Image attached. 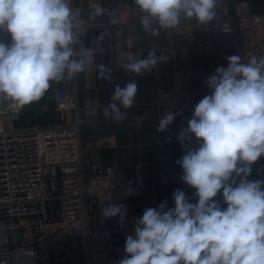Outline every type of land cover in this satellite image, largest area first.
I'll return each instance as SVG.
<instances>
[{"label": "clouds", "instance_id": "obj_1", "mask_svg": "<svg viewBox=\"0 0 264 264\" xmlns=\"http://www.w3.org/2000/svg\"><path fill=\"white\" fill-rule=\"evenodd\" d=\"M70 3L0 0V31L11 37L9 44L0 42V100L22 107L38 101L51 82L85 70L87 53L74 58L77 32ZM133 3L143 13V31L158 36L161 30L176 28L182 18L207 24L216 16L217 0ZM127 60L125 70L141 74L168 57L150 52L145 58L129 55ZM227 61L226 68L219 66L207 77L210 94L194 107L187 128L178 136L182 144L191 141L192 134L198 141L197 148L185 146V154L176 161L183 170L182 182L196 190L197 202L176 189L174 208L165 200L158 208L144 210L134 222V234L126 237L125 256L115 264H264V181L247 179L251 166L264 157V57L253 56L244 63L233 55ZM99 67L100 78L110 81V70ZM137 93L135 81L116 85L104 116L125 121ZM175 116L174 112L163 116L156 130L167 131ZM143 119L136 117L137 127ZM221 191L226 208L214 199ZM103 215L118 216L123 224L126 209L109 205L103 207Z\"/></svg>", "mask_w": 264, "mask_h": 264}, {"label": "built area", "instance_id": "obj_2", "mask_svg": "<svg viewBox=\"0 0 264 264\" xmlns=\"http://www.w3.org/2000/svg\"><path fill=\"white\" fill-rule=\"evenodd\" d=\"M79 2L70 3L77 35L86 29L109 28L131 43L135 31L142 27L143 13L134 4L88 0L84 9ZM222 3L223 0H217L216 5ZM179 25L191 43L197 41L196 25L209 40L234 35L237 56L244 63L253 56L264 57V12L251 11L244 1L237 4L234 14L216 13L207 24L201 25L195 18H182ZM0 42L9 44L10 35L0 31ZM196 98L184 70L176 65L171 84L157 91V116L161 119L174 112L175 118H181L194 113ZM43 110L73 117L46 126H16L22 107L10 100H0V264H41L49 260L47 247L65 245L72 239L86 241L88 197L96 201L99 219L111 221L112 232L125 238L134 234V222L144 210L159 207L143 205L139 212L125 215L123 224L118 223V216L105 219L103 207L121 205L144 195L143 166L136 165L134 177L129 179L119 168L83 162L81 126L84 121H97L99 108L79 106L76 84L57 89L54 107ZM247 179L263 181L262 177ZM52 204L57 205V214L50 211ZM167 206L174 208L170 203Z\"/></svg>", "mask_w": 264, "mask_h": 264}, {"label": "crops", "instance_id": "obj_3", "mask_svg": "<svg viewBox=\"0 0 264 264\" xmlns=\"http://www.w3.org/2000/svg\"><path fill=\"white\" fill-rule=\"evenodd\" d=\"M244 1L251 11L264 12V0H223L216 5L215 12L234 14L239 2ZM105 4L133 3V0H103ZM81 7H88V0H80ZM197 41L189 42L184 28L178 25L174 29L161 30L158 36L145 33L143 28L135 31L131 43L119 36L115 29L83 30L77 35L74 51L79 54L86 52L89 62L83 72L77 73L71 79L67 77L60 82H51L50 88L38 100L22 106L21 122L23 125L46 126L54 121L70 120L73 114H61L44 111V107L52 109L55 103L57 89L77 85L78 104L82 108H99L98 120L84 121L81 126L82 159L101 167H115L123 170L129 179H133L135 166L141 164L146 182L145 193L141 198L125 200L126 215L137 213L146 204L160 205L167 201L174 205L172 193L181 189L192 203L198 198L195 189L182 182V168L176 163L185 154V146L198 147V141L192 134L191 141L182 144L178 136L182 129L188 126V120L193 113L175 118L167 131L156 130L159 118L156 115V92L171 84V73L176 65L184 70L188 81L197 93V104L210 94L206 79L219 66L227 67V57L237 55L238 42L234 35L219 36L209 40L196 25ZM106 34L102 41L97 37ZM150 52L157 57L166 55L168 60L159 63L150 71L141 74L125 70L123 65L128 62L129 55L145 58ZM105 66L110 70L111 80L101 79V69ZM135 81L138 93L133 106L127 109L128 118L125 121H115L105 117L104 108L109 103L116 85L125 86L127 82ZM122 111H125L123 108ZM144 116L142 126L137 127L136 117ZM251 177H262L264 181V157L251 166ZM216 199L222 208V191ZM87 206L97 214L96 201L88 197ZM175 206V205H174ZM99 219V217H98ZM88 239H72L65 245H52L45 249L49 260L41 264H115L125 256V237L112 232L111 221H94L87 226Z\"/></svg>", "mask_w": 264, "mask_h": 264}, {"label": "rangeland", "instance_id": "obj_4", "mask_svg": "<svg viewBox=\"0 0 264 264\" xmlns=\"http://www.w3.org/2000/svg\"><path fill=\"white\" fill-rule=\"evenodd\" d=\"M235 13V12H234ZM191 84V83H190ZM164 88V87H163ZM156 94H157V92H156ZM197 94V93H196ZM155 102H156V97H155ZM196 102H197V98H196ZM155 109H156V107H155ZM156 115H157V113H156ZM189 115V114H188ZM22 116V115H21ZM187 116V115H186ZM158 117V116H157ZM185 117V116H184ZM181 118H183V117H181ZM16 126H29V125H27V124H25V125H23L22 124V122H21V120H20V122L18 123V124H16ZM33 126V125H32ZM50 206V211L52 212V213H54V214H57V211H58V208H57V205L56 204H52V205H49ZM88 217H89V221H88V226L90 225V223L91 222H94V221H101L100 219H98V217L96 216V214L95 213H93V215H91V211H90V209H89V207H88ZM88 235H89V233H88ZM87 239H88V236H87ZM82 241H84V240H82Z\"/></svg>", "mask_w": 264, "mask_h": 264}]
</instances>
